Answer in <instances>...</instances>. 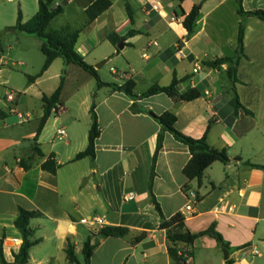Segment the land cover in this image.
Segmentation results:
<instances>
[{
	"label": "crops",
	"instance_id": "0c3cea01",
	"mask_svg": "<svg viewBox=\"0 0 264 264\" xmlns=\"http://www.w3.org/2000/svg\"><path fill=\"white\" fill-rule=\"evenodd\" d=\"M35 1L38 12L40 0ZM109 1L111 8L81 33L76 46L77 53L98 72L104 83L100 88L90 73L78 65H66L61 58L29 83L28 77H36L46 60L43 54V59L35 57L42 42L33 36L3 33L16 25L18 14L9 25L0 12V249L4 259L13 263L20 251L22 244L13 247L11 241L21 239L23 243L15 221L24 209L42 214L30 222L34 245L27 264H84L88 240L94 247L91 264H174L149 195L162 132L157 117L170 111L177 117L179 132L193 139L206 134L209 145L227 150L230 159L228 164H212L199 188L184 174L191 159L188 147L164 132L152 184L163 214L170 218L182 213L192 234L214 227L225 244L208 235L198 237L188 263L264 264V21L245 19L244 56L238 65L236 92L253 115L243 109L235 114L233 83L227 75L230 65L213 67L211 63L236 56L243 20L238 0H233L235 6L230 10L235 16L231 30L235 35L229 41L221 35L224 17L212 16L231 0H185L181 4L185 14L201 6L192 35L183 26L185 17L174 2ZM55 2L64 5L62 15L75 4L68 25L81 28L86 24L91 0ZM242 5L245 12L264 10V0H244ZM19 12L24 23L37 14L31 18ZM132 30L138 33L127 37ZM112 35L125 38L120 41L123 49L118 48L119 43H111ZM178 48L184 57L177 54ZM64 71L56 106L62 109L53 110L36 140L44 112L42 98L54 94ZM174 74L180 81V94L200 87L201 97L191 102H176L166 94L133 99L111 86L133 80L135 94L142 96L153 86L168 87ZM9 93L15 95L14 102L7 100ZM93 104L101 129L95 158L76 160L89 145ZM18 113L32 114L34 119L20 123ZM60 128L67 132L61 140L57 137ZM34 147L40 153L34 152ZM51 156L59 166L56 174L42 168ZM191 191L202 199L187 212L186 206L193 202L188 196ZM129 193L134 199L126 201ZM96 218L104 223L96 224ZM107 227L128 228L129 234L105 237L101 230ZM141 235L146 237L136 241ZM70 244L76 263L70 262L66 252Z\"/></svg>",
	"mask_w": 264,
	"mask_h": 264
},
{
	"label": "trees",
	"instance_id": "16d2710c",
	"mask_svg": "<svg viewBox=\"0 0 264 264\" xmlns=\"http://www.w3.org/2000/svg\"><path fill=\"white\" fill-rule=\"evenodd\" d=\"M56 0H40L39 10L37 14L28 22H23V17L21 12L18 13L17 23L13 27H8L4 30L5 34H26L39 39L42 42L41 52L45 56V63L42 67L41 72L36 77H28L29 83L34 82L38 77H40L52 63L61 58L64 60L66 65L75 64L83 68L86 72L90 73L97 82V87L100 88L104 85L101 82L98 72L93 66H90L86 61L77 53L76 46L79 41L81 33L88 28L101 14L109 10L112 6V2L109 0H91V4L86 9L87 22L81 28H75L71 25H66L60 29L52 28V23L54 20L62 15L65 11L64 5L56 6ZM171 2H176L179 5L180 12L185 17L183 26L187 30L189 35L194 33V27L196 21L200 15L201 6H195L189 14H185L181 8V4L185 0H169ZM244 0H238V13L243 18L238 32V45L236 56L231 58H222L215 60L211 63L213 67H219L223 64L228 63L230 66L227 70V75L233 83V104L235 107V114L240 109L248 115H253L250 110L244 108L240 103L238 94L236 92V84L238 83V65L241 58L244 56V38L246 31L245 19L247 17H256L264 21V10H257L252 12H245L243 9ZM129 16L131 17V12L128 8ZM1 33V34H3ZM138 32L132 30L129 32L127 37L134 36ZM109 40L114 45H117L120 41H124L125 38H120L118 36H109ZM65 71L62 73L60 85L57 90L51 96L44 95L42 98L43 102V116L40 121L36 133V140L42 133L47 121L52 116L53 110L56 109L59 103L60 95L63 89L65 80ZM180 81L177 79L176 74L172 83L168 87L153 86L148 91H146L142 96H137L135 94L136 84L133 80H129L123 86L111 85L115 91L124 92L133 99L149 98L158 94H166L171 99L176 102H191L201 97L202 88H195L189 90L184 95L180 94L179 91ZM61 107V106H60ZM1 113V111H0ZM92 116V126L89 134V145L85 152L80 153L76 160L83 159L85 157L95 158V148L96 141L100 136L101 129L98 123V116L96 114L95 104L91 107ZM158 122L162 126V132L158 136L157 140V150L154 156V162L151 170V179L149 185V195L150 200L155 205V208L160 216V229L164 230L167 235L168 243V254L174 264H189V260L194 257L193 246L196 239L200 236H210L220 244L225 245L222 236L216 232L214 227H211L207 231L201 232L200 234H192L186 226V218L182 213H176L175 215L167 218L160 207V204L156 200L152 192V184L155 177V159L158 152L162 149L164 132L171 133L178 141L186 145L190 151L191 159L184 168V174L188 180L196 181L198 187H202L203 178L205 171L215 162H221L223 164H228L230 162L227 150H216L211 147L207 140V135L205 134L201 139H193L185 136L176 129L177 117L173 112H165L160 117H157ZM34 152H39L37 147H34ZM45 171L51 174H56L59 166L55 161L54 156H51L42 166ZM185 192H188L187 187H184ZM197 202L201 201L202 197L196 192ZM42 217V214L37 211H27L21 209L19 215L15 221V226L17 230L22 234L23 243L20 251L14 255V262L8 263L3 256L2 249H0V264H27L29 261V252L34 242L31 241L32 230L30 228V222L32 219ZM101 234L105 237H115L124 238L129 234V229L124 227H107L101 230ZM146 235H141L136 238V241H142ZM67 255L72 263H76V257L74 254V248L70 244L67 249ZM94 252V247L91 246L90 240H88L83 249L84 264H91V258ZM228 264H231L228 262Z\"/></svg>",
	"mask_w": 264,
	"mask_h": 264
},
{
	"label": "rangeland",
	"instance_id": "374dc122",
	"mask_svg": "<svg viewBox=\"0 0 264 264\" xmlns=\"http://www.w3.org/2000/svg\"><path fill=\"white\" fill-rule=\"evenodd\" d=\"M175 4H177L176 2H174ZM235 3L233 0H231L230 2H228L224 7H222L220 12H216L212 18H215L217 16H223L224 20H225V27H224V33L221 34L226 40H231L232 38H234V33L231 32L232 30V26H233V22H234V13L230 12V10H232V8H234ZM76 6L75 4L70 6L67 10V13L64 15H61L59 17H57L54 22L52 23V28L54 29H60L68 24H70L71 20L73 19V15L74 13L71 12V9H75ZM25 12L27 17H33L35 15V12H37V4L35 0H24V2H20V0H14V2L9 3L7 0H0V12H2L4 14V17L7 20V23H11L9 25H12L14 22L12 21V17H14V14H18L19 11ZM10 14H11V19H10ZM211 18V19H212ZM2 24V22H1ZM0 24V25H1ZM211 29V27H210ZM22 34V33H19ZM26 35V34H24ZM212 35L216 36L215 32L214 34L212 33ZM26 36H30V35H26ZM226 53H230L231 55H233L232 51L229 49H226ZM35 57H39L40 59H43V55L41 53V50H37V54L35 52Z\"/></svg>",
	"mask_w": 264,
	"mask_h": 264
},
{
	"label": "built area",
	"instance_id": "2783aa9c",
	"mask_svg": "<svg viewBox=\"0 0 264 264\" xmlns=\"http://www.w3.org/2000/svg\"><path fill=\"white\" fill-rule=\"evenodd\" d=\"M55 5L59 6L60 3L59 2H57V3L55 2ZM177 54L182 56V57H184V52H183V50L181 48H178ZM198 70H199V68H196L194 70V72L196 73ZM7 100L10 101V102H14L16 100L15 95L13 93H9L8 96H7ZM56 109H58L57 111H60L62 108L61 107H57ZM17 117H18L20 123H28V122H30V121H32L34 119V116L32 114L18 113ZM66 135H67V132L63 128H60L57 131V137L60 140L63 139L64 137H66ZM188 196L193 200V202L189 203L186 206L185 210L187 212H192L194 210V204L197 202V196H196V193L192 192V191L189 192ZM133 199H134V194H132V193L127 194L126 197H125L126 201L133 200ZM94 222L96 224H99V225H102L104 223V221L102 219H97V218L95 219ZM11 242H12L13 247L19 246V245L22 244V240L21 239H13Z\"/></svg>",
	"mask_w": 264,
	"mask_h": 264
},
{
	"label": "water",
	"instance_id": "95a60500",
	"mask_svg": "<svg viewBox=\"0 0 264 264\" xmlns=\"http://www.w3.org/2000/svg\"><path fill=\"white\" fill-rule=\"evenodd\" d=\"M118 48H119V49H123V48H124V45H123L122 42H119V44H118ZM96 68L99 69L100 66H96ZM227 253H228V252H226V254H227Z\"/></svg>",
	"mask_w": 264,
	"mask_h": 264
}]
</instances>
